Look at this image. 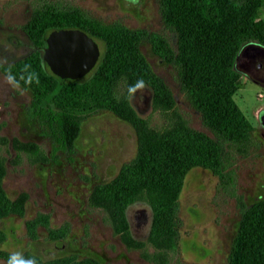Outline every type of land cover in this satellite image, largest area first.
<instances>
[{
  "label": "rangeland",
  "instance_id": "rangeland-1",
  "mask_svg": "<svg viewBox=\"0 0 264 264\" xmlns=\"http://www.w3.org/2000/svg\"><path fill=\"white\" fill-rule=\"evenodd\" d=\"M44 4L77 8L103 23L161 36L173 51L177 47L175 32L162 20L160 0H0V155L5 161L1 185L8 199L22 201L16 207L23 208L20 216L12 213L0 219V264H7L14 252L35 258L36 264H228L242 208L264 199V46L250 42L258 53L250 67H238L241 75L233 98L253 129L247 141L237 143L218 137L205 125L182 88L177 65L155 53L148 40L142 41L143 56L170 88L179 114L192 129L219 143L222 172L196 166L185 174L173 248L152 246V208L145 201L130 204V234L143 243L132 249L114 232L106 212L88 201L95 185L110 181L135 158L132 126L107 110L86 114L71 148L57 150L46 124L28 114L30 89L13 83L5 73L34 52L23 26ZM259 13L264 21V4ZM248 31L256 33L252 25ZM117 90L122 93L123 86ZM152 98L147 85L129 94L137 115L160 130L169 123V114L155 109ZM13 139L34 143L45 159L16 152ZM139 210L146 220L136 216Z\"/></svg>",
  "mask_w": 264,
  "mask_h": 264
},
{
  "label": "trees",
  "instance_id": "trees-1",
  "mask_svg": "<svg viewBox=\"0 0 264 264\" xmlns=\"http://www.w3.org/2000/svg\"><path fill=\"white\" fill-rule=\"evenodd\" d=\"M264 0H160L165 26L176 36L173 51L164 38L129 29L119 23L106 24L80 9H58L44 4L23 26L35 47L28 57L6 70L13 83L30 89L28 114L46 124L58 149L75 143L84 115L107 110L134 129L135 158L121 166L110 181L93 187L88 201L102 208L114 232L127 248L143 243L130 234L127 207L147 202L153 211L149 242L157 250L176 245V210L185 174L196 166L221 174V147L217 140L192 129L175 108L170 88L151 69L140 45L148 40L165 61L178 67L180 82L200 112L205 125L218 137L242 143L250 138L252 126L236 104V66L240 51L250 42L264 46ZM256 33L249 34V26ZM78 28L102 45L96 66L80 79H61L51 73L42 59L47 35L56 29ZM143 81L152 90L155 109L169 114L160 130L151 128L137 115L129 94ZM123 86L119 93L118 86ZM13 150L45 159L34 143L18 139ZM5 161L0 155V219L20 216L22 201L12 202L2 188ZM159 254V253H158ZM228 264H264V199L243 207Z\"/></svg>",
  "mask_w": 264,
  "mask_h": 264
},
{
  "label": "water",
  "instance_id": "water-1",
  "mask_svg": "<svg viewBox=\"0 0 264 264\" xmlns=\"http://www.w3.org/2000/svg\"><path fill=\"white\" fill-rule=\"evenodd\" d=\"M257 53L253 44L246 45L236 58L237 68ZM100 55L97 41L81 29L67 28L53 30L47 35L42 59L55 76L76 80L91 72ZM262 121L264 123V117Z\"/></svg>",
  "mask_w": 264,
  "mask_h": 264
},
{
  "label": "clouds",
  "instance_id": "clouds-1",
  "mask_svg": "<svg viewBox=\"0 0 264 264\" xmlns=\"http://www.w3.org/2000/svg\"><path fill=\"white\" fill-rule=\"evenodd\" d=\"M135 2L136 0H132V3H135ZM137 87L143 89L145 87L143 81H140L137 84ZM7 264H36V260L35 258L26 259L23 257V255L20 252H14L9 256L7 260Z\"/></svg>",
  "mask_w": 264,
  "mask_h": 264
},
{
  "label": "flooded vegetation",
  "instance_id": "flooded-vegetation-1",
  "mask_svg": "<svg viewBox=\"0 0 264 264\" xmlns=\"http://www.w3.org/2000/svg\"><path fill=\"white\" fill-rule=\"evenodd\" d=\"M253 58H254V56L251 59H249V61L245 62L242 66L243 67H246V66L250 67V65H252ZM136 216L138 218H140L141 220H146V218H147L146 215L144 213H142L140 210L137 211Z\"/></svg>",
  "mask_w": 264,
  "mask_h": 264
},
{
  "label": "crops",
  "instance_id": "crops-1",
  "mask_svg": "<svg viewBox=\"0 0 264 264\" xmlns=\"http://www.w3.org/2000/svg\"><path fill=\"white\" fill-rule=\"evenodd\" d=\"M263 86V85H262Z\"/></svg>",
  "mask_w": 264,
  "mask_h": 264
}]
</instances>
